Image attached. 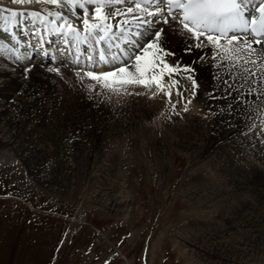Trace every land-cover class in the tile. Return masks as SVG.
<instances>
[{
    "label": "bare ground",
    "instance_id": "bare-ground-1",
    "mask_svg": "<svg viewBox=\"0 0 264 264\" xmlns=\"http://www.w3.org/2000/svg\"><path fill=\"white\" fill-rule=\"evenodd\" d=\"M248 2L254 6L258 4V0ZM54 6L53 9L45 12L46 14L36 9H28L25 13L22 12L24 14L22 17L12 15V11L21 13L18 9L0 6L2 10L0 11V163H5L11 156H14L22 162L27 172H30L29 175L39 181L50 173H54L55 168L60 167L61 170L63 167H72L74 158L79 157L77 154L79 149L83 150L86 159L88 156L92 157V153L93 158L96 159V144L93 139L97 137L95 133H98L99 147L97 149L101 153L98 155L101 167L105 164V166L126 165L130 153L124 150L131 149L125 144V141L129 140L126 129L127 121L131 120L130 126L134 121L128 117L131 115L109 123L99 120L97 121L98 129L95 131L89 128L82 129L84 121L85 124H94L91 122V117L76 105L75 100L79 96H86V91L75 86L73 79L78 82L77 84L79 81L83 84L86 81L79 76L88 77V72L115 71L125 63L128 65V70L139 78L134 67L136 64L134 57L137 54L143 55L140 51L141 46L153 38L157 30H161L162 35L157 43L164 44L163 46H166L164 48L171 47L174 56H167L164 59L167 63L176 65V71L171 74L164 73L161 81L163 91L158 89L154 83L147 87L139 84H112L111 87L103 88L104 90L109 89L108 91L113 88L124 91L125 98H129L130 103L134 104L128 106L130 108L127 107L129 114L134 113L131 108H136L138 115L145 119L146 116L152 115L153 110L158 112L160 109L159 116H157L159 119L164 116L172 122L171 127L175 133L197 137L209 132L220 135L217 139H221V142L217 146H225L228 158L224 160V157L218 154L215 164L212 165L214 169L200 170L199 174L196 173L201 183H204L203 186L206 185V188L199 186L196 190L218 196L214 204L215 210L209 214L207 221L211 223V226L233 228L234 231L229 234L230 241L233 237L235 242L246 245L254 240L255 235L251 234L253 227L264 221V210L258 203V198L262 196L260 200L264 205V81L262 80L264 49L249 45L244 40L231 41L228 44H222L223 46H217L204 39L197 40L184 27L178 25L172 16H161L158 8H147L145 4L143 8H137L130 0L110 6L107 10L115 11L116 15L106 21L96 18L94 9L98 5L95 4L81 6L80 4H68L62 0L61 4ZM129 7L133 9L132 12H128ZM81 11H85L87 16L84 13L81 14ZM32 12L39 13V16H32ZM56 13H60V16ZM84 20H88L89 23L84 24ZM92 24H99L101 27L92 29L90 27ZM105 25L111 27L105 28ZM130 27H136V30H133L134 34L139 33L137 37L141 39L139 40L140 46L132 49L127 60L111 67H104L100 61L96 69L93 68L91 60H88L86 65L83 64L84 59L79 57L78 53L81 48L85 47L92 50L89 52L91 59L95 58L96 49H99L105 58L107 55L112 58L118 57L120 49L123 51L125 50L123 47L130 46L128 41H121L118 44L119 39L117 38V41H112L114 48H111L107 41L115 38L116 33H123L121 28L129 29ZM101 36L104 39L101 40ZM121 36L123 39L128 38L123 34ZM48 39L49 42H47ZM197 44H200V47H197ZM53 46L60 50L64 48L65 57H61L59 52L54 55L53 51L49 50ZM209 47L215 53L213 55L214 51H208L206 58L205 49ZM251 48L256 50L251 51ZM219 54L225 55L222 58L230 63L228 70L238 76L248 77L251 80L248 82L253 85V87L247 86L249 88L247 92H250L249 97L253 101L248 100L243 107V112L236 117L220 116L221 113L217 108L218 100L212 95L214 92L209 91L208 80L204 78L210 77V71L214 66L216 70L213 74L216 76L218 65L213 60V56ZM159 58L160 56L157 57L158 61ZM175 58H185V64L178 66ZM188 58L191 59L189 62ZM185 67H190L193 71L185 72ZM224 68L226 64H220L219 71L223 72ZM152 74L149 73L148 77L150 78ZM155 74H160L158 69L155 70ZM124 75L125 73H116L115 78ZM188 76L192 78L195 76V80L187 79ZM225 78L229 90H233L234 84L238 86L245 84L241 78L235 79V75L232 77L228 75ZM98 85L103 86L104 81L100 80ZM83 86L86 87L85 84ZM132 90H137V96ZM130 93L133 96L128 97ZM168 93H171L170 97ZM220 96L225 99V95ZM236 98L233 99L235 103ZM45 103H48L46 107ZM147 110L152 113H148ZM194 119L199 122L197 127H194ZM150 125L149 122L147 126ZM140 128L142 127L135 128L137 132L133 133L138 138L135 140L136 145L133 152L136 151L138 156L143 155L146 148L143 144L146 136H143ZM180 130L184 131V134L180 133ZM122 138L124 139L119 144L118 141ZM73 144L76 145L74 148H72ZM253 175L261 179L259 185H250L249 182ZM107 177L110 187L115 190L119 189L116 190L117 196L114 197L119 196L121 202L126 201L130 193L123 188V172L119 182ZM232 184L235 186H231ZM240 184H243L241 188ZM248 193L253 197L247 198L245 195ZM77 221L83 222V219L78 218ZM263 230L264 227L259 228L258 232ZM235 234L239 237H234Z\"/></svg>",
    "mask_w": 264,
    "mask_h": 264
},
{
    "label": "rangeland",
    "instance_id": "rangeland-1",
    "mask_svg": "<svg viewBox=\"0 0 264 264\" xmlns=\"http://www.w3.org/2000/svg\"><path fill=\"white\" fill-rule=\"evenodd\" d=\"M0 6L18 9L21 17L28 9L45 13L55 7L36 2L16 4L13 0H0ZM83 13L86 12L81 11ZM170 48L165 49L172 53ZM208 51L214 50L205 49L206 58ZM222 56L225 55L213 56L218 65L216 76L214 66L210 77L204 78L218 100L220 116L236 117L243 112L246 102L252 100L247 86L253 85L248 77L228 70L230 63ZM176 60L178 66L185 64V58ZM190 60L188 58V62ZM220 64H226L223 72L219 71ZM228 75L241 78L245 84H234L233 90H229L225 78ZM79 77L88 83L83 81L85 87L73 79L75 86L86 91V96L75 100L76 105L94 124L84 121L82 129L95 131L99 120L109 123L128 115L134 120L131 126V120L127 121L129 140L125 144L131 149L124 152L130 153L128 162L101 167L98 156L101 153L97 149L99 134L95 133L96 159L93 153L86 159L83 150L77 149L79 157L74 158L72 167L55 168L54 173L39 181L29 175L14 156L0 163V264H264V230L258 232L264 227V221L253 227L255 231L251 234L255 238L246 245L235 242L233 237L230 241L233 228L211 226L207 222L218 196L196 190L204 184L197 174L214 169L212 165L219 155L224 160L228 158L225 146H217L221 142L217 139L220 135L209 132L197 137L175 133L172 122L164 116L159 119L160 109L153 113L147 110L152 115L145 119L138 115L136 108H131L134 113L129 114L128 106L134 104L128 97L133 96L132 92L137 96V90H132L126 99L122 90L110 89V92L89 76ZM219 94L225 95V99ZM47 105L45 103V107ZM149 122L151 125L147 126ZM193 122L197 127L198 120ZM139 127L146 136L143 140L146 148L143 155L138 156L133 152L138 140L133 133ZM179 132L184 134V131ZM75 146L73 144L72 148ZM122 172L123 188L130 193L123 203L119 196L115 198L119 189L111 188L107 177L119 182ZM260 182L261 179L253 175L249 183L259 185ZM245 196L253 197L250 193ZM260 198L262 196L258 203L264 210ZM78 218L83 222L77 221ZM233 236L239 237L238 234Z\"/></svg>",
    "mask_w": 264,
    "mask_h": 264
},
{
    "label": "snow or ice",
    "instance_id": "snow-or-ice-1",
    "mask_svg": "<svg viewBox=\"0 0 264 264\" xmlns=\"http://www.w3.org/2000/svg\"><path fill=\"white\" fill-rule=\"evenodd\" d=\"M33 2L59 5L62 3V0H13V3L16 4ZM63 2L68 4H80L81 6L84 4L98 5L94 9L96 18L98 20L106 21L116 15L115 11L107 9L112 5L124 3L125 0H63ZM134 2L136 7L140 8L142 4L153 3V0H134ZM160 2H163L170 11L172 8L180 10L182 15L180 23L188 32L192 33L197 40L206 36L208 41L219 44L221 38L226 36L228 32L233 31L237 25L244 24L246 26L249 23L255 26L253 32L256 35L264 36V0H261L260 7L257 8V11L260 13L259 17L254 16L251 20L244 18L241 12V0H156L157 4ZM132 11L133 9L129 7L128 12ZM145 11H147V9H145ZM149 14L153 15L154 13ZM12 15L17 16L21 15V13L12 11ZM31 15L39 16V13L32 12ZM56 15L60 16V13H56ZM173 19H177V17L173 16ZM186 21L190 23H186ZM83 22L86 25L89 23L88 20H84ZM167 22V19H165V23ZM90 27L92 29H99L101 26L99 24H92ZM104 27L107 28L111 26L105 25ZM69 28L71 29V25H69ZM72 31H75V29H72ZM212 32H219L220 35L213 36L207 34ZM137 35H139V33H137ZM161 35V30H157L154 33L153 38H150L148 42L141 46L140 51L143 55L137 54L134 57L136 61L134 67L139 78L128 70V65L116 68L115 71H107L103 73L88 72L87 75L98 82L103 80L104 87H111L112 84H139L147 87L149 84L154 83L158 89L163 91L161 81L163 80L164 73H173L176 71V65L165 61L164 57L174 54L168 52L162 44L157 43V41L160 40ZM100 39L102 40L104 37L101 36ZM237 39L238 37L236 36H231L229 38L230 42ZM128 42L134 43V41L131 40V37L128 38ZM246 43L249 45L255 43L264 46V41L259 39L254 42L246 41ZM197 47H200V44H197ZM151 49H154L155 51H149ZM255 50V48H251V51ZM158 56H160L159 61L157 60ZM100 58L101 60H105L103 55H101ZM157 69L159 70V75L155 74V70ZM49 70L59 71L58 69ZM184 71L191 73L193 69L185 67ZM116 73H125V75L120 78H115ZM149 73H153L150 78L148 77ZM110 78L111 82L109 83ZM186 78L192 79L191 76ZM113 91H116V89L113 88ZM168 95L170 97L171 93H168Z\"/></svg>",
    "mask_w": 264,
    "mask_h": 264
}]
</instances>
